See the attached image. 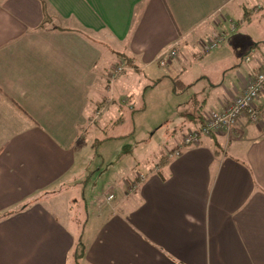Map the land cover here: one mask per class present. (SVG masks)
Masks as SVG:
<instances>
[{"label":"crops","instance_id":"0c3cea01","mask_svg":"<svg viewBox=\"0 0 264 264\" xmlns=\"http://www.w3.org/2000/svg\"><path fill=\"white\" fill-rule=\"evenodd\" d=\"M171 49L156 80L187 107L173 151L263 70L264 0H0V121L19 125L0 130V264H76L77 157L134 101L126 69L151 75ZM147 83L139 109L159 87ZM254 104L257 122L156 163L132 194L117 188L77 264H264V92Z\"/></svg>","mask_w":264,"mask_h":264},{"label":"rangeland","instance_id":"374dc122","mask_svg":"<svg viewBox=\"0 0 264 264\" xmlns=\"http://www.w3.org/2000/svg\"><path fill=\"white\" fill-rule=\"evenodd\" d=\"M192 58L190 57V59ZM118 61V58L113 57L111 64ZM157 63L152 66L151 75H148V71L126 69V75L133 80L130 94L136 100L133 98L134 101L131 104L123 106L122 113L110 118L104 132L99 131L93 138H90L89 148L84 154L77 157L74 173L79 189L84 191V203L87 206L83 219H80L79 214H76L81 222L77 237L82 239L85 246H87L88 237L91 236L96 224L107 217V212L104 209L107 210L112 206L110 203L115 198L107 201L108 195L112 193L114 196L117 188L122 189L126 194H132L130 189L138 182V176L143 175L146 178L148 175L145 173L149 169L150 172H154L158 163L166 162L167 155L172 151L168 145L172 137L180 138L185 133L184 130L176 131L175 129L176 133L172 132L180 120L179 116L184 114L187 107L179 108L178 104L181 100L177 99L175 102L168 103L165 98L168 95L167 82L158 83L156 80V76L163 74L167 68L159 66ZM183 63L186 66V61ZM145 82H148V88H153L156 84L159 87L148 93L147 99H145V95L143 96L140 104L144 106L139 109L137 95L142 92L139 85ZM153 93L157 94L154 99ZM132 106L136 108L134 112L130 111ZM4 119L5 116H3ZM18 128L17 123L0 121V130L15 132ZM107 137L108 139H105ZM3 140L0 139V145L3 144ZM98 140L104 141L99 142ZM155 154L158 155H156V159H153ZM136 172L138 173L135 174ZM120 179L122 180L119 181ZM114 180L119 182L116 183ZM107 189H111L109 194H106ZM92 198H94L95 207L91 204ZM76 200L81 202L80 198ZM85 253L86 251H84V255Z\"/></svg>","mask_w":264,"mask_h":264},{"label":"built area","instance_id":"2783aa9c","mask_svg":"<svg viewBox=\"0 0 264 264\" xmlns=\"http://www.w3.org/2000/svg\"><path fill=\"white\" fill-rule=\"evenodd\" d=\"M221 39H215L203 45V52L207 53L218 47ZM165 55V56H164ZM158 58V64L164 66L167 60L175 57V50L171 49L166 54ZM125 70V66L119 65L115 67L111 73L110 80L113 81L118 75ZM264 92V68L251 79L246 87L242 90L241 94L232 103L222 111H210L204 120L202 126L188 134H186L176 148L171 151L167 156L168 160L176 158L180 155L181 151L186 147L196 146L203 137H212L217 133L231 134L235 128L237 121L241 117H246L251 122H257L259 119V112L255 107L254 102L258 96ZM143 175L138 176V182L134 184L130 193H134L141 183L145 181ZM111 189H107L106 194H109ZM114 198L112 193L107 197V201Z\"/></svg>","mask_w":264,"mask_h":264},{"label":"trees","instance_id":"16d2710c","mask_svg":"<svg viewBox=\"0 0 264 264\" xmlns=\"http://www.w3.org/2000/svg\"><path fill=\"white\" fill-rule=\"evenodd\" d=\"M124 66L126 65V66H128L129 65V60L128 59H124ZM160 66V65H159ZM165 66V65H164ZM163 67V66H162ZM176 83H178L177 81H174V85L176 84ZM188 85H185L184 86V88H186ZM84 251H85V247H84V245L81 243V242H79V243H77L76 244V247H75V249H74V251H73V259H74V262L77 264V262L81 259V258H83V256H84Z\"/></svg>","mask_w":264,"mask_h":264}]
</instances>
